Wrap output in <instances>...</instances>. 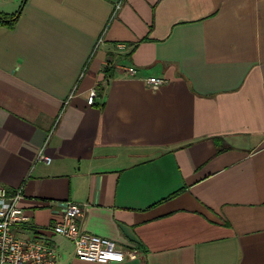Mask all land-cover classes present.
Segmentation results:
<instances>
[{
  "label": "crops",
  "instance_id": "crops-1",
  "mask_svg": "<svg viewBox=\"0 0 264 264\" xmlns=\"http://www.w3.org/2000/svg\"><path fill=\"white\" fill-rule=\"evenodd\" d=\"M0 183L35 227L86 202L84 230L141 250L45 234L56 264H264V0H26L0 25Z\"/></svg>",
  "mask_w": 264,
  "mask_h": 264
},
{
  "label": "built area",
  "instance_id": "built-area-1",
  "mask_svg": "<svg viewBox=\"0 0 264 264\" xmlns=\"http://www.w3.org/2000/svg\"><path fill=\"white\" fill-rule=\"evenodd\" d=\"M119 6L116 4V8ZM125 43H118L119 49L125 48ZM128 75L135 73L133 66H126ZM145 81L152 88H157L165 82L161 76L151 75ZM95 92L91 90L87 102L92 103ZM36 160L45 163L51 161V156L40 148ZM22 188L10 191L0 183V264H56L57 254L50 243L51 234H58L70 240L76 257L96 262H123L136 258L141 250L134 246L122 247L108 237L90 233L84 230L79 220L84 213L86 202L68 200L60 220L40 228L31 223L30 215L19 205ZM22 229L34 230V236L26 237ZM47 234V235H45Z\"/></svg>",
  "mask_w": 264,
  "mask_h": 264
},
{
  "label": "trees",
  "instance_id": "trees-1",
  "mask_svg": "<svg viewBox=\"0 0 264 264\" xmlns=\"http://www.w3.org/2000/svg\"><path fill=\"white\" fill-rule=\"evenodd\" d=\"M25 1L26 0H21V3L18 6V8L12 13L0 12V25H4V26L10 27V28L13 27L16 20L18 19V16L20 15L22 6H23ZM103 71H104V74L106 76L109 75V69H104ZM214 143H215L216 148H217L216 151H221V150L227 148L226 145L222 144L221 138H219V137L214 138Z\"/></svg>",
  "mask_w": 264,
  "mask_h": 264
}]
</instances>
